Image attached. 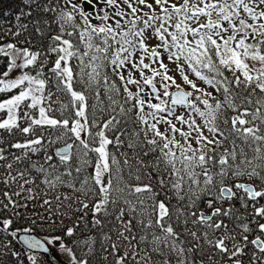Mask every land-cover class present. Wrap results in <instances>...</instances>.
Segmentation results:
<instances>
[{"label":"snow or ice","instance_id":"6c2138e0","mask_svg":"<svg viewBox=\"0 0 264 264\" xmlns=\"http://www.w3.org/2000/svg\"><path fill=\"white\" fill-rule=\"evenodd\" d=\"M0 264H264V0H0Z\"/></svg>","mask_w":264,"mask_h":264},{"label":"trees","instance_id":"16d2710c","mask_svg":"<svg viewBox=\"0 0 264 264\" xmlns=\"http://www.w3.org/2000/svg\"><path fill=\"white\" fill-rule=\"evenodd\" d=\"M89 171H91V169H89Z\"/></svg>","mask_w":264,"mask_h":264}]
</instances>
